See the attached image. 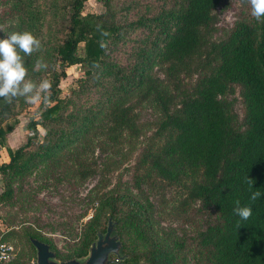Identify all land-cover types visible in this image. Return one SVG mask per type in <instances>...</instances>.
Returning a JSON list of instances; mask_svg holds the SVG:
<instances>
[{"label": "trees", "instance_id": "16d2710c", "mask_svg": "<svg viewBox=\"0 0 264 264\" xmlns=\"http://www.w3.org/2000/svg\"><path fill=\"white\" fill-rule=\"evenodd\" d=\"M88 1L7 0L0 10V38L29 31L41 41V50L25 57L28 78L52 82L50 102L39 103L27 125V142L7 148L10 160L0 164L1 199L11 200L14 183L41 166L67 170L81 183L102 175L107 182L96 189L98 205L73 259L88 256L112 218L124 264H181L185 244L156 229L154 196L173 202L171 215L187 224L211 217L188 240L192 264H264V23L240 20L217 38L219 13L234 0H99L104 12L84 15ZM41 57L47 68L35 69ZM77 65L84 76L62 98L61 81ZM33 105L23 97L0 101V149L19 111ZM146 105L159 116L133 167L137 194L107 190L121 167L115 157L143 138ZM255 191L261 195L251 201ZM236 200L251 205L248 220L234 214ZM15 233L0 229V244ZM27 237L60 257L36 232ZM9 264L32 263L17 255Z\"/></svg>", "mask_w": 264, "mask_h": 264}, {"label": "rangeland", "instance_id": "374dc122", "mask_svg": "<svg viewBox=\"0 0 264 264\" xmlns=\"http://www.w3.org/2000/svg\"><path fill=\"white\" fill-rule=\"evenodd\" d=\"M6 1L0 0V10ZM104 10V4L101 1L90 0L85 5L84 15L89 13L100 14ZM250 13L249 4L244 3L243 0H234L228 11L219 13L220 24L217 38L226 30L231 29L238 21L251 18ZM2 34L3 27H0V37ZM81 47L83 54L84 48ZM66 72L67 77L60 84L62 98L69 97L72 90L77 87V81L84 76L83 68L80 65L70 67ZM236 99V111L242 118L241 99L238 95ZM38 105L39 103L19 111L15 130L7 136L5 147L0 149L1 152H5L4 150L7 148L16 150L27 142L29 136L27 125ZM158 116V110L152 105H146L143 108L141 111L143 138L137 145H128L125 154L115 157L121 167L110 177L107 190L120 188L122 191L129 190L137 194L131 180L133 167L143 146V141L153 132ZM13 123L11 122V124ZM40 133V139H42L44 136L42 128H40ZM1 152L0 163L2 162ZM97 155L101 162L108 163L110 160V158H106V155ZM103 179L102 175H98L85 183H81L73 173L67 170H51L47 166H41L20 181L15 182L13 198L4 201L1 199L4 188L0 176V229L4 233L12 230L16 232L4 242L11 243L16 247L18 257L25 255L32 264H37V251L27 237L28 232L34 231L41 238L53 244L60 256L57 257L58 261L72 260L75 251L81 244L85 226L95 214L98 205L96 189L104 185L102 182H107ZM150 201L154 205L153 221L156 229L163 238L184 243L185 248L181 254L183 261L181 264H192L195 255L191 251L193 246L189 245L188 240L196 234L198 228L209 223L211 217L207 214H200L195 218L194 224H187L180 217L171 215L172 212L176 211L173 202L162 205L154 196H151ZM107 227L108 223H106ZM123 253L126 254L124 250Z\"/></svg>", "mask_w": 264, "mask_h": 264}, {"label": "clouds", "instance_id": "9594fccd", "mask_svg": "<svg viewBox=\"0 0 264 264\" xmlns=\"http://www.w3.org/2000/svg\"><path fill=\"white\" fill-rule=\"evenodd\" d=\"M250 5L251 16L260 23H264V0H243ZM102 35L107 36L104 32ZM101 47H105L101 43ZM42 44L39 38L29 31L13 32L0 38V101L8 104L23 97L26 103H49L52 82L48 79H41L38 83L28 78L29 69L26 67L25 57L32 56L39 52ZM47 63L44 59L38 58L35 62V69H46ZM249 185L254 181L246 178ZM261 193L255 191L250 200L255 201ZM233 212L241 220H248L252 216L251 205L241 206L240 201L234 202Z\"/></svg>", "mask_w": 264, "mask_h": 264}, {"label": "water", "instance_id": "95a60500", "mask_svg": "<svg viewBox=\"0 0 264 264\" xmlns=\"http://www.w3.org/2000/svg\"><path fill=\"white\" fill-rule=\"evenodd\" d=\"M117 224L110 218L106 233H99L89 249L87 257L61 262L51 246L37 239L31 243L37 251V264H124L123 243L116 232Z\"/></svg>", "mask_w": 264, "mask_h": 264}, {"label": "built area", "instance_id": "2783aa9c", "mask_svg": "<svg viewBox=\"0 0 264 264\" xmlns=\"http://www.w3.org/2000/svg\"><path fill=\"white\" fill-rule=\"evenodd\" d=\"M17 256L16 247L11 243L0 244V264H9Z\"/></svg>", "mask_w": 264, "mask_h": 264}, {"label": "crops", "instance_id": "0c3cea01", "mask_svg": "<svg viewBox=\"0 0 264 264\" xmlns=\"http://www.w3.org/2000/svg\"><path fill=\"white\" fill-rule=\"evenodd\" d=\"M5 152H1V155H2V162L0 164H4V163H8L10 158H9V155L7 153V150H4Z\"/></svg>", "mask_w": 264, "mask_h": 264}]
</instances>
